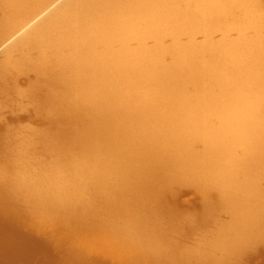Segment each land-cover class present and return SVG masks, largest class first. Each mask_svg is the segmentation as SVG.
I'll return each instance as SVG.
<instances>
[{"label": "bare ground", "instance_id": "obj_1", "mask_svg": "<svg viewBox=\"0 0 264 264\" xmlns=\"http://www.w3.org/2000/svg\"><path fill=\"white\" fill-rule=\"evenodd\" d=\"M4 107L38 124L0 133V264L25 216L62 264H264V0H0Z\"/></svg>", "mask_w": 264, "mask_h": 264}, {"label": "rangeland", "instance_id": "obj_2", "mask_svg": "<svg viewBox=\"0 0 264 264\" xmlns=\"http://www.w3.org/2000/svg\"><path fill=\"white\" fill-rule=\"evenodd\" d=\"M217 37V35H216ZM219 38V37H217ZM11 102V101H9ZM34 116L29 112L28 109L17 110L11 107H4L1 108L0 111V133L4 135L10 134V139L7 140V145L13 146L18 143V138L22 135V139L29 134L31 127H34L37 123L34 124ZM38 124V123H37ZM41 127V126H40ZM42 128V127H41ZM34 152L40 159H49L50 155L46 151L42 150L41 144L38 143L35 145ZM2 157V156H1ZM3 159L0 160V163H5L7 159L2 157ZM3 160V161H2ZM176 201H177V211L178 213V220L182 219V225L184 228V243L186 244H195V240L203 234H209V228L203 229L198 228L199 224L194 223L191 227V223L193 222L192 219H197L198 214L200 212L199 209V201L200 197L196 191L189 187V186H182L180 190L176 194ZM219 218L226 221L229 219V215L227 213H220ZM20 230L22 233L31 236L34 239V242L38 241H45L49 242L46 246L40 245L35 247V252H33L30 257L27 255L23 258L24 264H62L60 261L63 260L65 257V253H63L62 249L56 246V238L59 240V232L55 233L52 228L38 229L35 223L25 217H20ZM207 224H204V227ZM36 227V228H35ZM202 227V226H200ZM198 228V229H197ZM182 240V238H181ZM13 264H22L20 262H15ZM244 264H263V259L261 256L254 257L250 261L244 262Z\"/></svg>", "mask_w": 264, "mask_h": 264}]
</instances>
